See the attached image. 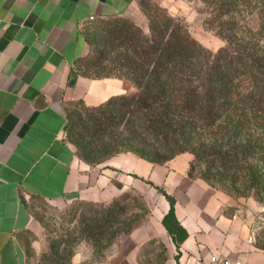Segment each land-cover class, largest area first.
Instances as JSON below:
<instances>
[{"label": "crops", "instance_id": "crops-1", "mask_svg": "<svg viewBox=\"0 0 264 264\" xmlns=\"http://www.w3.org/2000/svg\"><path fill=\"white\" fill-rule=\"evenodd\" d=\"M137 1L0 0V264H24L18 236L32 221L30 199L96 191L92 164L65 139L67 106L101 104L133 87L77 71L89 50L83 25L91 18L128 16ZM138 162L143 178L177 199V217L189 232L181 264H207L213 254L264 264V249L230 217L226 198L194 181L187 161Z\"/></svg>", "mask_w": 264, "mask_h": 264}, {"label": "trees", "instance_id": "trees-1", "mask_svg": "<svg viewBox=\"0 0 264 264\" xmlns=\"http://www.w3.org/2000/svg\"><path fill=\"white\" fill-rule=\"evenodd\" d=\"M201 1L210 13L207 23L226 41L216 51L195 39L186 21L166 14L152 20L149 33L125 36L108 50L82 58L96 69L95 75H84L117 77L133 89L87 111L83 136L76 138L78 156L96 164L122 146L162 164L189 150L216 171L219 181L249 196L258 187L264 189V56L253 37L239 34L232 21L239 5L248 8L254 0ZM120 137L124 142L119 143ZM194 137L202 141L198 146H190ZM143 179L169 203L162 224L181 264L180 247L189 232L177 217V199Z\"/></svg>", "mask_w": 264, "mask_h": 264}, {"label": "rangeland", "instance_id": "rangeland-1", "mask_svg": "<svg viewBox=\"0 0 264 264\" xmlns=\"http://www.w3.org/2000/svg\"><path fill=\"white\" fill-rule=\"evenodd\" d=\"M238 10L237 19L232 21L237 24L236 30L243 37H253L252 41L258 44L256 48L264 56V14L260 13L264 3L254 0L248 8L239 5ZM166 14L186 21L193 37L205 47L216 51L225 45V39L207 23L210 13L201 0H138L128 16L87 20L83 25L89 45L86 55L99 49L108 50L125 36L149 33L152 20ZM223 20L231 22V19ZM87 63L81 58L77 71L95 75L96 69ZM98 105L73 101L67 106L65 139L75 148L77 156L76 138L83 136L87 111ZM122 130L123 126L119 132ZM120 142H124L122 137ZM199 142H202L199 137H194L190 146H198ZM119 150L89 165L97 173L95 192L78 193L56 201L37 198L28 201L32 221L18 236L24 264H177L178 250L161 222L168 201L139 173L138 161L142 157L122 146ZM173 160L187 161V172L192 170L189 176L194 181L224 196L228 201L226 210L233 221L246 236L254 239L257 247L264 249L262 187L256 188L255 194L241 196L228 182L219 181L216 171L197 160L192 151L176 154L162 164H173ZM83 170L90 173L88 169ZM205 178H210L212 185ZM236 187L241 188L238 184Z\"/></svg>", "mask_w": 264, "mask_h": 264}, {"label": "built area", "instance_id": "built-area-1", "mask_svg": "<svg viewBox=\"0 0 264 264\" xmlns=\"http://www.w3.org/2000/svg\"><path fill=\"white\" fill-rule=\"evenodd\" d=\"M252 238V237H250ZM207 264H242L238 261H235L227 256H222L219 254H213Z\"/></svg>", "mask_w": 264, "mask_h": 264}]
</instances>
